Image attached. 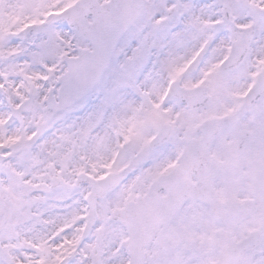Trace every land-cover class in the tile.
<instances>
[{
	"label": "snow or ice",
	"instance_id": "snow-or-ice-1",
	"mask_svg": "<svg viewBox=\"0 0 264 264\" xmlns=\"http://www.w3.org/2000/svg\"><path fill=\"white\" fill-rule=\"evenodd\" d=\"M0 264H264V0H0Z\"/></svg>",
	"mask_w": 264,
	"mask_h": 264
}]
</instances>
